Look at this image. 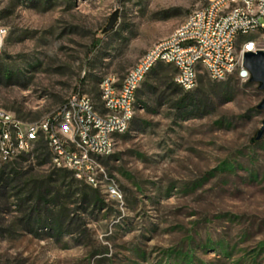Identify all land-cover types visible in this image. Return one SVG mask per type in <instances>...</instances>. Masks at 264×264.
Segmentation results:
<instances>
[{"label":"rangeland","instance_id":"374dc122","mask_svg":"<svg viewBox=\"0 0 264 264\" xmlns=\"http://www.w3.org/2000/svg\"><path fill=\"white\" fill-rule=\"evenodd\" d=\"M209 2L0 0L9 29L0 107L41 121L78 92L98 102L104 77L124 78ZM175 74L160 65L142 84L130 131L101 160L99 188L45 154L0 159V170L18 171L0 192V264H264V135L255 139L264 91L237 74L222 82L202 74L186 91Z\"/></svg>","mask_w":264,"mask_h":264},{"label":"built area","instance_id":"2783aa9c","mask_svg":"<svg viewBox=\"0 0 264 264\" xmlns=\"http://www.w3.org/2000/svg\"><path fill=\"white\" fill-rule=\"evenodd\" d=\"M8 34L0 25V48ZM258 50H264V0H210L149 47L124 78L104 77L98 102L78 92L41 121L21 120L0 107V159H30L46 147L50 165L99 188L105 174L101 160L115 151L118 137L130 131L138 91L154 69L173 65L174 81L186 91L199 85L202 74L215 82L232 74L248 81L244 54ZM110 191L116 192L112 186Z\"/></svg>","mask_w":264,"mask_h":264},{"label":"water","instance_id":"95a60500","mask_svg":"<svg viewBox=\"0 0 264 264\" xmlns=\"http://www.w3.org/2000/svg\"><path fill=\"white\" fill-rule=\"evenodd\" d=\"M119 11L116 10L111 17L107 26L104 28V32L111 30L118 20ZM244 66L250 71L251 82L259 83V88L264 91V50H258L257 52H246L244 54ZM257 108L264 110V98L257 105ZM264 135V119L262 121V126L258 130L255 139L259 140Z\"/></svg>","mask_w":264,"mask_h":264},{"label":"trees","instance_id":"16d2710c","mask_svg":"<svg viewBox=\"0 0 264 264\" xmlns=\"http://www.w3.org/2000/svg\"><path fill=\"white\" fill-rule=\"evenodd\" d=\"M45 150L47 151L46 147H41V149L39 150L37 156L40 157V156H42V155L45 154L48 157V153L45 152ZM2 168L3 169L0 170V192H5L8 189V187L11 184H13V182L16 181V179L18 177V171L15 170V167H11V169H10L9 172L6 171L9 168L8 165H2ZM64 171L67 172L68 174L72 175L69 171H67V170H64ZM37 196H38V202H39V204L40 203L41 204L42 203L43 204H46V203L49 202V201L48 202L46 201V196H47L46 190L39 191V193H38ZM54 223L58 224L57 227L60 228L61 224H60V218L59 217H57L54 220Z\"/></svg>","mask_w":264,"mask_h":264}]
</instances>
